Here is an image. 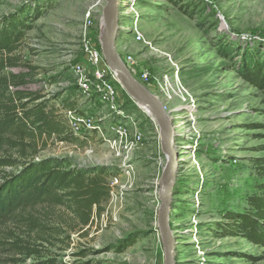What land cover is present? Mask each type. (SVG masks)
I'll use <instances>...</instances> for the list:
<instances>
[{
	"label": "rangeland",
	"instance_id": "rangeland-1",
	"mask_svg": "<svg viewBox=\"0 0 264 264\" xmlns=\"http://www.w3.org/2000/svg\"><path fill=\"white\" fill-rule=\"evenodd\" d=\"M121 3L116 51L122 58L133 57L132 75L145 88L157 92L159 86H168L158 94L163 106L173 109L177 168L168 220L176 264H264V248L239 235H223L218 225L225 210H243L246 196L264 181L253 168V160L264 156V88L251 86L234 70L250 55L264 63V0H182L184 12L167 0ZM104 4L105 0H0V17L42 7L14 52L16 65L5 66L2 72L22 73L32 67L25 85L8 90L42 95L63 126L61 134L34 135L30 141L34 145L25 149L24 157L10 147L0 150V156L68 158V164L103 166L116 173L112 175L121 174L126 154L117 155L96 133L88 135L89 140L75 138L62 112L68 107L62 102L72 101L73 108L81 111L89 103L86 98L78 103L83 95L76 90L71 66L83 60L87 11L88 35L100 46ZM135 26L141 40L132 32ZM140 70L147 73V82L140 79ZM115 88L124 100V117L118 118L131 132L135 128L142 132L141 143L129 154L130 185L116 203L115 220L109 216L101 220L108 199L100 211L92 207L93 219L87 225L80 223L69 205L37 206L26 215L46 229L11 226L15 236L37 253H3L0 260L10 258L8 264H165L156 223L157 181L166 163L160 131L120 86ZM92 108L93 112L106 110L98 102ZM130 234H135V242L115 251Z\"/></svg>",
	"mask_w": 264,
	"mask_h": 264
},
{
	"label": "trees",
	"instance_id": "trees-1",
	"mask_svg": "<svg viewBox=\"0 0 264 264\" xmlns=\"http://www.w3.org/2000/svg\"><path fill=\"white\" fill-rule=\"evenodd\" d=\"M180 11H186L182 0H167ZM42 13L36 6L31 12L10 13L0 17V150L10 147L18 149L22 157L25 149L32 147L34 135L61 134L63 126L55 118V109L49 106L44 97L35 92L15 89L25 85L28 72H2L5 66L16 65L14 52L21 45L32 21ZM99 47V46H98ZM237 75L251 86L264 88V63L252 55L241 60L234 67ZM24 100V101H23ZM65 108H73L72 101L62 102ZM28 140V142H26ZM68 158H40L16 160L0 156V254L13 253L31 255L37 250L27 242L19 240L11 226L29 228L31 231L46 227L36 219L26 215L28 210L37 206L69 205L82 225H87L92 216V207L100 211L102 203L108 199L105 167H82L68 164ZM257 177L264 179V156L253 160ZM14 167L11 171H2ZM219 225L223 235H239L247 242L264 248V181L245 198V208L241 211L225 210ZM135 234H130L115 246L122 252L135 242ZM10 258L0 260L8 264ZM31 264H46L36 261ZM87 264V263H80Z\"/></svg>",
	"mask_w": 264,
	"mask_h": 264
},
{
	"label": "built area",
	"instance_id": "built-area-1",
	"mask_svg": "<svg viewBox=\"0 0 264 264\" xmlns=\"http://www.w3.org/2000/svg\"><path fill=\"white\" fill-rule=\"evenodd\" d=\"M121 1L123 0H119L118 5L122 4ZM118 15H120L119 11ZM90 24V12L87 11L85 15V28L81 39L83 60L72 64L71 71L75 79V85L81 94L86 98L94 99V102L97 101L103 104L107 113L95 115L76 108H64L62 112L72 136L80 140H86L88 135L96 133L109 144L110 148L117 155L120 152L126 154L120 165L121 174L111 175L107 179L108 201L106 202L105 209L100 214L101 220L104 218L108 219V216L115 220L116 203L121 199L130 185L133 164L129 154L141 143L142 132L136 128L131 132L127 124L120 120L121 117H124V100L119 97L115 88V86H120V84L115 72L105 64L100 46L98 47L89 37L87 28ZM131 29L135 39L141 40L142 35L136 26L131 27ZM121 59L131 74H133L135 72L133 57L125 54L124 58L121 57ZM139 72L140 79L147 82V73L143 70ZM8 88L9 90L14 89L11 85ZM167 89L168 86L161 87L162 91ZM127 97L130 98L128 95ZM105 121H108V123H105ZM93 207L95 208L96 206L93 205ZM92 219L93 215L89 223H91ZM104 225H106V220Z\"/></svg>",
	"mask_w": 264,
	"mask_h": 264
},
{
	"label": "water",
	"instance_id": "water-1",
	"mask_svg": "<svg viewBox=\"0 0 264 264\" xmlns=\"http://www.w3.org/2000/svg\"><path fill=\"white\" fill-rule=\"evenodd\" d=\"M118 3L119 0H105L102 9L100 49L105 64L115 72L121 88L147 113L159 128L160 144L166 156V163L157 181L159 205L156 223L163 246L165 264H176L174 252L175 240L168 220L169 208L172 205V185L177 168L173 111L166 109L155 95L133 77L118 55L115 48L118 27Z\"/></svg>",
	"mask_w": 264,
	"mask_h": 264
},
{
	"label": "crops",
	"instance_id": "crops-1",
	"mask_svg": "<svg viewBox=\"0 0 264 264\" xmlns=\"http://www.w3.org/2000/svg\"><path fill=\"white\" fill-rule=\"evenodd\" d=\"M158 87V86H157ZM160 88L162 87V86H159ZM159 87L157 88V92L156 91H154V90H152L149 86H147V90H149V92H151L153 95H155L158 99H159V97H160V94H158L160 91H162V90H159ZM76 90H78L77 89V87H76ZM79 91V90H78ZM85 96L83 95L82 97H80L79 99H78V103L79 104H83V103H85ZM161 98V97H160ZM86 99H88V102L89 103H87L86 104V110H85V112H87V113H90V114H95L96 113V115L97 114H103V112H106V110H104V109H101V110H99V111H95V112H93V110H94V108H92L94 105H96L97 103L96 102H94V99H89V98H86ZM72 100L73 101H75L73 98H72ZM160 101H161V103L163 104V100H162V98L161 99H159ZM80 107H82V106H80ZM79 108V107H78ZM83 108V107H82ZM92 108V113H91V111H89L90 109ZM79 109H81V108H79ZM169 110H172L173 111V109H170V108H168ZM105 123H108V121H105ZM76 138V137H75ZM87 140H89V138L87 137Z\"/></svg>",
	"mask_w": 264,
	"mask_h": 264
}]
</instances>
